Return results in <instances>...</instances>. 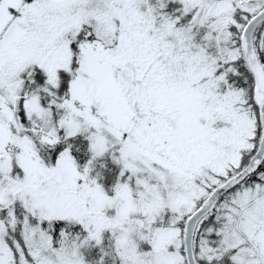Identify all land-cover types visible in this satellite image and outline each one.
<instances>
[{
    "label": "snow or ice",
    "instance_id": "snow-or-ice-1",
    "mask_svg": "<svg viewBox=\"0 0 264 264\" xmlns=\"http://www.w3.org/2000/svg\"><path fill=\"white\" fill-rule=\"evenodd\" d=\"M0 264H264V0H0Z\"/></svg>",
    "mask_w": 264,
    "mask_h": 264
}]
</instances>
